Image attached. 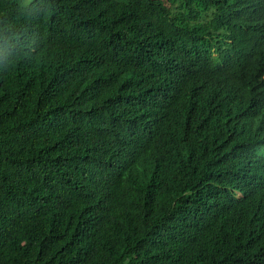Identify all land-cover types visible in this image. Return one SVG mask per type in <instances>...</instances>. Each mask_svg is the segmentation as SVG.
<instances>
[{"label": "trees", "instance_id": "1", "mask_svg": "<svg viewBox=\"0 0 264 264\" xmlns=\"http://www.w3.org/2000/svg\"><path fill=\"white\" fill-rule=\"evenodd\" d=\"M246 1L0 0V264H264L260 120L186 110Z\"/></svg>", "mask_w": 264, "mask_h": 264}, {"label": "clouds", "instance_id": "2", "mask_svg": "<svg viewBox=\"0 0 264 264\" xmlns=\"http://www.w3.org/2000/svg\"><path fill=\"white\" fill-rule=\"evenodd\" d=\"M234 17L237 21L236 26L233 25L234 30L229 32L220 29V37L217 36L216 41L221 42V45L215 44L213 57L219 58L218 50L229 49L244 54L246 59L239 67L230 70L218 67L209 76H204L199 71L190 76L187 85L193 92L186 110L200 111L205 121L208 117L215 116L230 121L259 119L261 129L257 134L252 136L245 125L242 132L247 142L253 144L255 157L264 161V72L259 68L264 64V0H247L242 11H237ZM248 72H253L254 75L244 82L233 81V74ZM219 93L229 98L225 107L218 102Z\"/></svg>", "mask_w": 264, "mask_h": 264}, {"label": "rangeland", "instance_id": "3", "mask_svg": "<svg viewBox=\"0 0 264 264\" xmlns=\"http://www.w3.org/2000/svg\"><path fill=\"white\" fill-rule=\"evenodd\" d=\"M25 1H27L28 3H30L32 0L31 1L30 0H25ZM24 5H27V4H24Z\"/></svg>", "mask_w": 264, "mask_h": 264}]
</instances>
